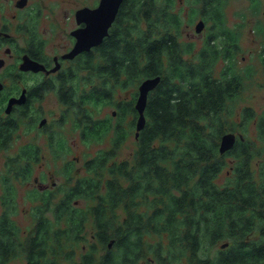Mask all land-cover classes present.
Masks as SVG:
<instances>
[{
	"label": "trees",
	"instance_id": "trees-1",
	"mask_svg": "<svg viewBox=\"0 0 264 264\" xmlns=\"http://www.w3.org/2000/svg\"><path fill=\"white\" fill-rule=\"evenodd\" d=\"M199 1L219 24L221 47L214 44L216 36L202 51L183 41L182 16L169 10L174 0L124 1L109 34L90 52L91 98L112 100L119 89L161 76L148 94L138 148L133 158L115 159L124 137L119 121L113 145L85 161L88 175L64 187L57 205L49 207L46 197L32 206L35 224L23 235L14 216L18 185L30 178L38 147L22 145L2 173L4 201L7 184L12 186L13 218L6 207L0 264L19 256L25 264H264V242L233 247L230 260L224 251L213 252L234 232L264 230V112L257 118V139L241 134L220 152L222 135L239 125L230 106L244 88L243 74L233 69L239 37L223 27L219 0ZM219 57L227 59L221 77L213 70ZM132 96L115 104H122V112L131 107L136 116L137 90ZM255 116L252 107L242 114L244 120ZM104 119L89 114L75 123L84 138L102 137L110 129ZM227 156L235 162L227 183L220 184ZM75 199H84L87 207Z\"/></svg>",
	"mask_w": 264,
	"mask_h": 264
},
{
	"label": "flooded vegetation",
	"instance_id": "flooded-vegetation-1",
	"mask_svg": "<svg viewBox=\"0 0 264 264\" xmlns=\"http://www.w3.org/2000/svg\"><path fill=\"white\" fill-rule=\"evenodd\" d=\"M124 1L122 0L116 18L110 28L115 24ZM99 2L100 0L97 1L96 5L91 6L86 4L73 9V14L70 13L73 25L70 27H60L58 16L54 18L52 16L50 26L41 27L42 19L44 14H46L45 9L49 5H42L39 0H0V158H3L4 162V168L1 170L0 177V218L6 207H9V219L13 218L11 212L12 186L10 183L7 184V192L5 191L6 200L4 201L2 195L5 185L2 173L7 174L6 163L11 156L18 155L20 151L18 149L13 154H7L6 152L11 149V142L15 141L17 136L20 137L28 133L30 126L36 125L43 133L44 139V145L39 141L35 142L32 140H25L22 144L33 143L38 147L37 153L32 154L33 159H35L32 161L33 172L30 178L25 181V183L31 181L35 186L31 190L35 198V203L32 206L37 205V203L46 197L50 199V201H46L49 207L57 205L60 201L62 193L57 188L58 179L52 175L53 171L50 170L51 174L47 177H44V174L38 175L34 172L37 165L44 166L43 159L46 157L43 151L44 146H47L49 149L52 148L53 151L50 154L55 156V158L58 157L57 152L54 151L56 138L53 136V133L54 125L60 121V118L56 121L46 116L44 114V102L47 97L51 96L50 99H52L54 96L58 104L61 103L64 107L62 118L66 112L69 113L72 110L75 111L76 117H79L75 120L91 114L92 67L90 52H92L94 47L90 50L79 52L73 57L67 56V53L71 51L76 42L74 30L85 26L84 22H78L76 16L77 10L84 6L96 7ZM50 16L51 13L47 15V18ZM200 20L205 21L203 18H200ZM82 76L83 79L81 78ZM77 80L82 81L84 85L77 87ZM140 83L136 85L137 95L139 94ZM83 94L85 97H82ZM126 100L130 99L120 97L118 103L121 101L125 102ZM136 100L134 101L135 109ZM118 103L115 104L116 109L113 110V115L121 117L128 116L130 113L131 117L129 118L130 120L135 118L134 125L136 127L139 116L138 111L136 116L131 107L122 112V104L118 106ZM23 125H26L28 128L24 130L22 128ZM230 131L235 132L233 130ZM235 133L237 137L243 134L241 132ZM135 137L136 139L138 138L136 130ZM124 159L126 158L119 159L118 162ZM74 160L78 161L80 157H75ZM71 163L74 162H70L72 166ZM83 164L85 167V162ZM80 170L81 168L78 167L73 172L74 168H68L69 176L66 180H71L74 174ZM254 171H258V169H254ZM48 179L50 182H48ZM81 201L83 200L75 199L73 203L83 206ZM4 203H6L5 206ZM48 213L51 214L50 211ZM21 231L24 235V232L27 234L28 230L21 229ZM256 242H264V230L262 228L260 230L254 229L250 232H234L229 238L223 237L222 241L217 242V244L220 243L218 245L219 253L220 251H224L226 259L229 257L230 260L229 252H231L233 247H235L234 250L241 249L242 247H238L241 244L251 245ZM249 250L250 247H247L246 251ZM23 260L25 264V259Z\"/></svg>",
	"mask_w": 264,
	"mask_h": 264
},
{
	"label": "rangeland",
	"instance_id": "rangeland-1",
	"mask_svg": "<svg viewBox=\"0 0 264 264\" xmlns=\"http://www.w3.org/2000/svg\"><path fill=\"white\" fill-rule=\"evenodd\" d=\"M42 5H49L45 9L46 14L41 22V27L50 26V22L53 18L58 16V23L60 27H70L73 25L72 16L73 9L83 6V5H96L98 0H39ZM220 1V11L222 15V25L227 29L232 30L238 35V45L236 59L234 58L233 69H236L241 74H243L244 88L239 96H237L232 103L231 107H234V114L231 119L238 122V128L232 129L235 132H241L249 138H258L257 135V118L264 112V0H219ZM170 11H176L182 16V36L183 41H190L194 44L195 49H202L205 47L207 39L210 37H215L216 33L219 31V24L216 19L210 18L208 11L203 8L201 1L199 0H174L173 6L169 7ZM51 13V16L47 18V15ZM200 18L205 19L206 26L204 29L198 33L195 30L196 23ZM218 25V26H217ZM224 40V35L216 36L214 44L221 47ZM227 64V59L224 57H219L214 62V74L218 77L223 76V69ZM82 81L76 82V86H83ZM137 90V86L133 89L122 90L119 89L115 93V98L112 100H103L101 102L91 101L90 110L91 114L95 119H104L110 122V129L102 137L92 136L90 138H84L81 133V128L75 123L76 117L75 111H70L65 113L64 117V107L61 103L58 104L55 97H47L44 102V114L50 119H55L56 121L60 118V121L54 125L53 136L56 138L54 144V151L57 152L58 157L52 156V148L44 146L43 151L46 157L43 159L44 166L37 165L35 168V174H44L47 177L50 170L53 171L52 175L58 179L57 188L61 191L64 187L71 185L78 175H88L84 167V162L97 155L99 151L110 148L113 145L116 128L115 126L122 122L123 131L120 134H124L122 141L119 144L118 149H116L117 155L116 160L122 158H133L135 149L138 148V141L135 137L136 127L132 123L128 116H114L113 110L116 109L115 100L120 97L132 99V94ZM246 107H252L255 111V117L252 119L244 120L242 114ZM135 119V118H134ZM241 121H243L241 123ZM24 130L28 128L23 125ZM32 140L39 141L44 145L43 133L37 128L36 125L30 126L27 134L16 138L15 141L11 142L12 147L7 154H13L16 152L23 141ZM10 144V145H11ZM51 153V154H50ZM79 158L76 161L74 158ZM73 159V160H70ZM258 158L255 157L254 161ZM72 166L70 165V162ZM235 162L234 157L227 156V165L224 166L222 172L218 175L217 181L220 184L227 183L228 175L227 171L229 167ZM3 158H0V177L1 170L3 167ZM81 168L79 173H75L73 178L69 181L68 178V168L77 169ZM72 173V172H71ZM49 180V179H48ZM50 182V180L48 181ZM19 195L18 209L15 211V218L22 230L29 229L33 225V215H32V204L35 203L34 194L31 190L35 188L33 182L28 181L24 184H19ZM32 194V195H31ZM82 207H87V201L82 199ZM90 237V234H87ZM222 241V240H221ZM219 241V242H221ZM220 244V243H219ZM216 244L213 248V252L218 250V245ZM83 249L81 246L78 250ZM100 253L105 251L104 247H99ZM215 255V254H214ZM8 264H24L23 258L16 257L13 258ZM137 264H147L144 261L138 262Z\"/></svg>",
	"mask_w": 264,
	"mask_h": 264
},
{
	"label": "water",
	"instance_id": "water-1",
	"mask_svg": "<svg viewBox=\"0 0 264 264\" xmlns=\"http://www.w3.org/2000/svg\"><path fill=\"white\" fill-rule=\"evenodd\" d=\"M122 0H100L96 7L84 6L77 10L76 16L78 22H84L85 26L74 30L76 42L74 47L67 56L73 57L79 52L90 50L92 47L99 45L104 37L109 33L110 26L116 18L119 6ZM205 26L204 20H199L195 25L196 32L200 33ZM161 79L160 75L147 77L139 85V94L135 102L136 109L139 113L136 122V136L146 123L145 108L147 105L148 94L154 89ZM243 138V136L241 135ZM237 140L235 132L229 131L222 135L220 141V152L232 148ZM112 243H110L111 245Z\"/></svg>",
	"mask_w": 264,
	"mask_h": 264
}]
</instances>
